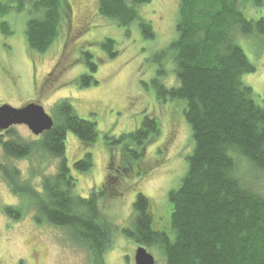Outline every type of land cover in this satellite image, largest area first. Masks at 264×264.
Instances as JSON below:
<instances>
[{
	"label": "trees",
	"instance_id": "16d2710c",
	"mask_svg": "<svg viewBox=\"0 0 264 264\" xmlns=\"http://www.w3.org/2000/svg\"><path fill=\"white\" fill-rule=\"evenodd\" d=\"M152 1L99 0L98 14L126 29L128 37L138 21L143 39L152 42L154 28L140 16L141 8ZM247 4L261 9L264 0H179L176 39L152 57L156 73L145 89L153 91L158 103L183 104L182 116L192 133L187 172L168 194L170 217L158 218L143 192H135L133 219L123 229L101 208L112 181L122 196L134 178L146 175V151L161 136L162 121L144 113L134 131L119 137L106 134L105 145L112 158L118 154L119 163L110 167L113 176L100 189L83 198L76 193L77 180L68 165L67 138L73 133L83 146L84 156L74 163V170L87 173L93 169L89 150L99 132L95 121L81 119L71 102L62 101L50 115L54 128L32 142H25L14 128L1 132L10 138L2 142L7 159L39 154L60 161L56 175L43 179L42 191L24 181L18 168L0 163L13 192L36 207L38 223L68 230L72 240L90 250L94 264H105L104 256L115 248L118 235L137 249H156L164 264H264V196L252 186L257 175H264V100L258 102L253 88L244 82L256 67L238 42L239 37L264 38V17L247 18ZM13 12L26 13L27 44L44 54L70 23L71 4L68 0H0L1 18ZM0 32L6 37L13 34L4 20ZM93 45L98 44L80 50L79 62L85 68L75 84L80 89L99 85L95 75L100 62L91 52ZM99 46L109 61L121 54L114 39L107 38ZM169 63L177 81L170 88L163 82ZM23 212L4 209L11 221L21 220Z\"/></svg>",
	"mask_w": 264,
	"mask_h": 264
},
{
	"label": "rangeland",
	"instance_id": "374dc122",
	"mask_svg": "<svg viewBox=\"0 0 264 264\" xmlns=\"http://www.w3.org/2000/svg\"><path fill=\"white\" fill-rule=\"evenodd\" d=\"M68 1L71 4L70 23L65 24L60 39L44 54L32 51L27 44L26 13L13 12L0 17V23L1 20L8 22L13 30V34L7 37L0 32V106L19 109L35 103L52 116L57 104L69 101L81 119L96 122L99 137L89 150L93 160L91 171L80 173L74 170V163L84 156L83 146L73 133L67 138L68 165L77 180L76 193L83 198L100 189L106 179L113 176L110 167L119 163L118 154L112 158L106 147L105 135L110 133L119 137L134 131L146 113L160 119L163 126L161 136L146 151L149 163L146 175L134 178L122 196L118 195V186L112 181L109 196L101 208L117 228L123 229L133 219L135 192H143L150 198L158 218L162 214L170 217L168 194L187 172L192 133L182 116L183 104L158 103L153 91L145 89L144 84H150L156 73L153 55L176 39L179 0H153L141 8V18L150 22L156 33L152 42L143 39L138 21L130 27L128 37L126 29L102 18L98 14L99 0ZM244 13L247 18L258 20L264 17V7L256 9L247 4ZM107 38L120 45L121 54L116 60H107L100 49L99 44ZM238 42L256 67L255 73L246 75L244 82L253 88L257 101L262 103L264 38L239 37ZM91 43L98 44L93 45L91 52L100 62L95 75L99 85L80 89L75 85L77 78L85 72L79 62L80 50ZM165 69V86L175 87L173 65L169 63ZM12 128L25 142L36 139L26 126ZM9 140L4 133L0 134V163L18 168L24 181L42 191L43 179L56 175L60 161L39 154L29 159H7L2 152V142ZM252 186L264 196V175H257ZM7 207L21 208L24 211L21 220L11 221L4 213ZM37 213L34 204L28 198L17 196L0 172V264L95 263L90 250L72 240L68 230L46 221L38 223ZM163 221L162 226L166 228ZM136 251V246L118 235L115 248L104 256L105 264H135ZM150 253L157 264H164V257L156 249H151Z\"/></svg>",
	"mask_w": 264,
	"mask_h": 264
},
{
	"label": "water",
	"instance_id": "95a60500",
	"mask_svg": "<svg viewBox=\"0 0 264 264\" xmlns=\"http://www.w3.org/2000/svg\"><path fill=\"white\" fill-rule=\"evenodd\" d=\"M14 126H26L34 136L40 137L51 131L55 122L39 104L30 103L19 109L10 105L0 106V133ZM134 260L135 264H157L153 254L142 247L137 249Z\"/></svg>",
	"mask_w": 264,
	"mask_h": 264
}]
</instances>
